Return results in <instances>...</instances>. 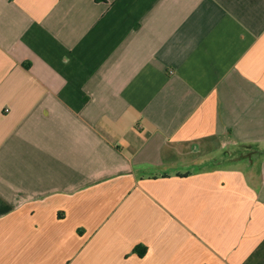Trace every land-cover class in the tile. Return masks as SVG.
<instances>
[{"label":"crops","instance_id":"crops-1","mask_svg":"<svg viewBox=\"0 0 264 264\" xmlns=\"http://www.w3.org/2000/svg\"><path fill=\"white\" fill-rule=\"evenodd\" d=\"M0 264H264V0H0Z\"/></svg>","mask_w":264,"mask_h":264},{"label":"trees","instance_id":"trees-1","mask_svg":"<svg viewBox=\"0 0 264 264\" xmlns=\"http://www.w3.org/2000/svg\"><path fill=\"white\" fill-rule=\"evenodd\" d=\"M138 249V248H137Z\"/></svg>","mask_w":264,"mask_h":264}]
</instances>
